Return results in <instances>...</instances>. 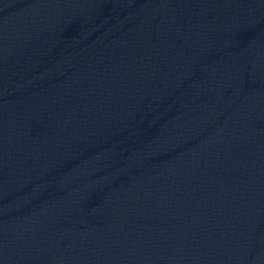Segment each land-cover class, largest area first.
<instances>
[{"label":"water","instance_id":"water-1","mask_svg":"<svg viewBox=\"0 0 264 264\" xmlns=\"http://www.w3.org/2000/svg\"><path fill=\"white\" fill-rule=\"evenodd\" d=\"M0 264H264V0H0Z\"/></svg>","mask_w":264,"mask_h":264}]
</instances>
